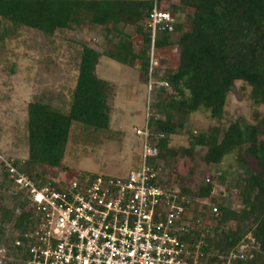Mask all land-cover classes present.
Segmentation results:
<instances>
[{
    "label": "trees",
    "instance_id": "trees-1",
    "mask_svg": "<svg viewBox=\"0 0 264 264\" xmlns=\"http://www.w3.org/2000/svg\"><path fill=\"white\" fill-rule=\"evenodd\" d=\"M157 1L161 8L172 11L176 20L173 30L162 22L153 42L150 14L154 0H0V25L3 19L15 26L25 25L53 33L57 29L95 23L105 27L107 37L102 51L84 45L68 112L42 101L29 104V158L23 164L12 161L31 177H43L39 172L42 167L38 170L34 167L39 164L60 166L73 121L95 128L109 126L108 97L112 86L96 73L102 55L130 66L140 60L146 77L151 78L159 71L155 56L151 64L152 46L154 52L179 46L177 67L158 75L160 85L155 82L149 95L152 99L149 102V141L158 152L148 157V163L157 166L158 160H163L160 175H170L179 157H188L194 164L189 172L193 176L200 150L206 149L203 161L213 166L221 165L227 155L236 152L237 164L245 171L238 176V180L243 181L240 190L243 203L235 210L222 202L221 195L212 197L219 215L214 217L215 224L204 251L213 261L216 255H227L242 242L250 244L253 237L247 257L234 260L233 264H264V111L257 116L256 123L236 119L223 132L217 125L197 133L189 130L187 145L171 144L173 135L183 134L190 114L204 111L212 118H223L227 96L237 80L251 85L252 99L264 105V0ZM164 1H169V5L165 6ZM129 22L136 23L139 44L123 32ZM157 86L163 94L167 87L172 90L165 95L158 92L155 95ZM2 166L0 233L9 224L22 228L30 215L23 192L16 193L14 178ZM191 180H184L178 186L163 177L159 182L167 189L177 188L179 196L190 199L194 211L201 215L200 208L209 205L198 199L212 195L216 180L212 177ZM10 186L15 189L10 195L12 207L1 203ZM18 207L22 209L20 213L16 212ZM229 220L236 221L234 229L226 227Z\"/></svg>",
    "mask_w": 264,
    "mask_h": 264
},
{
    "label": "rangeland",
    "instance_id": "rangeland-1",
    "mask_svg": "<svg viewBox=\"0 0 264 264\" xmlns=\"http://www.w3.org/2000/svg\"><path fill=\"white\" fill-rule=\"evenodd\" d=\"M165 6L169 1H164ZM183 18V14L180 15ZM7 29V31H6ZM123 32L139 44L136 23H126ZM106 29L95 23L81 24L73 28L57 29L46 33L25 25L15 26L2 19L0 25V153L8 160L24 163L29 158V104L42 101L68 112L73 100L79 75L81 53L84 45L102 51L107 44ZM179 46L156 49L154 56L158 62V75L167 69H175L179 63ZM96 73L108 80L112 92L108 97L111 106L109 126L95 128L82 122L73 121L64 157L58 167L40 165L34 168L45 177H75L89 172L125 175L135 163H139L141 136L136 129L146 121L147 101L150 95L149 79L160 85L158 75L147 78L140 60L130 66L102 55ZM160 92L168 94L172 88ZM157 96L159 97V95ZM151 99V98H150ZM152 101V99H151ZM264 111V105L257 104L251 97V85L237 80L227 96L224 116L212 118L209 112L192 113L186 120L183 134L172 136L174 146L187 145L188 131L197 133L217 125L223 132L234 120L257 122V116ZM205 148L200 150L197 167L193 176L189 175L194 164L188 157H179L170 175L161 173L173 186L184 180L195 178H214L216 180L212 195L206 201L212 202L213 196H222V202L239 210L243 203L240 193L243 181L238 176L245 174L236 161V152L227 155L219 166L207 165L203 161ZM190 176V177H189ZM191 180V182H193ZM8 189V188H7ZM2 192H6L3 191ZM15 189L10 186L2 204L12 207L11 194ZM199 203V202H198ZM213 222V221H212ZM9 223V222H8ZM227 228H235L236 221L229 220ZM252 236L251 233L248 234ZM247 249H252L254 238H250Z\"/></svg>",
    "mask_w": 264,
    "mask_h": 264
},
{
    "label": "built area",
    "instance_id": "built-area-1",
    "mask_svg": "<svg viewBox=\"0 0 264 264\" xmlns=\"http://www.w3.org/2000/svg\"><path fill=\"white\" fill-rule=\"evenodd\" d=\"M150 16L153 42L162 22L173 30L175 15L157 0ZM154 83L150 79V92ZM149 102L150 96L145 124L136 129L142 142L139 163L125 175L36 178L0 153V165L14 178L16 193L23 192L30 211L22 228L9 224L0 233V264H233L247 257L246 242L213 261L206 257L218 206L198 199L209 205L200 208V215L177 188L160 184L164 161L148 163L158 152L149 141Z\"/></svg>",
    "mask_w": 264,
    "mask_h": 264
},
{
    "label": "crops",
    "instance_id": "crops-1",
    "mask_svg": "<svg viewBox=\"0 0 264 264\" xmlns=\"http://www.w3.org/2000/svg\"><path fill=\"white\" fill-rule=\"evenodd\" d=\"M105 56V55H104ZM114 60V59H113ZM98 65H99V63H98Z\"/></svg>",
    "mask_w": 264,
    "mask_h": 264
}]
</instances>
